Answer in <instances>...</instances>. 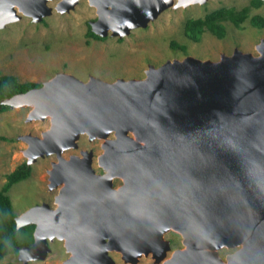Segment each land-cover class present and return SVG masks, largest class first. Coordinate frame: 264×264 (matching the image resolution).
Returning a JSON list of instances; mask_svg holds the SVG:
<instances>
[{
  "label": "water",
  "instance_id": "95a60500",
  "mask_svg": "<svg viewBox=\"0 0 264 264\" xmlns=\"http://www.w3.org/2000/svg\"><path fill=\"white\" fill-rule=\"evenodd\" d=\"M204 1L88 0L97 13L89 25L99 35L123 36L169 6ZM47 2L0 0V27L20 17L15 5L38 20L51 13ZM256 49L236 47L217 60L166 59L148 64L142 78L57 72L2 98L31 105L26 120L49 118L40 135L20 137L28 164L55 154L49 187L63 182L55 207L35 203L15 215L17 227L34 223L33 242L17 252L22 264L43 259L54 236L69 252L63 264H115L110 250L133 263L150 253L160 264H264V37ZM82 133L103 138V175L91 165L92 150L62 155ZM113 176L123 179L117 188ZM170 228L184 246L166 257ZM222 246L236 248L224 259Z\"/></svg>",
  "mask_w": 264,
  "mask_h": 264
},
{
  "label": "rangeland",
  "instance_id": "374dc122",
  "mask_svg": "<svg viewBox=\"0 0 264 264\" xmlns=\"http://www.w3.org/2000/svg\"><path fill=\"white\" fill-rule=\"evenodd\" d=\"M59 0H48L51 13L35 20L21 12L16 20L7 22L0 27V70L11 73L20 81L43 82L57 72L71 73L82 80L90 76L113 81L116 78H142L148 64L158 66L166 59L183 58L192 55L200 59L217 60L221 53L231 54L234 48L258 54L256 44L264 37V25L254 26L249 18L253 14L264 16V0L255 5V0H205L185 6H169L162 10L145 26H136L123 36L111 35L104 38H93L86 35L90 20L97 17L96 8L88 0H78L68 10H57L55 5ZM248 16L240 26L230 20H225L226 33L217 37L209 30L202 32L199 40L190 39L184 31V21L188 17L203 16L208 11L219 6H233L240 9L251 4ZM186 44V50L173 49L170 40ZM31 105H9L0 111V135L9 139H0V187L5 181V175L22 161L27 162L25 149L27 142L20 137L24 133L40 135L49 126V118L26 120ZM103 138L88 139L85 133L80 134L77 147H68L62 155L80 154V150H92L91 165L95 172L105 169L98 162L102 153ZM55 154L38 156L30 163V174L11 185L7 193L10 196L16 215L21 214L35 203L47 202L54 207L57 202L54 195L57 186L49 188V173ZM122 177L114 178V184L119 185ZM164 238L170 241L171 249L166 257L177 247H183L182 236L170 228L164 233ZM50 250L43 259H32L31 264H63L69 252L64 247L63 239L48 242ZM236 247L222 246L219 255L225 256ZM109 254L115 264H160L155 262L150 253H142L133 263L126 261L120 251L110 250ZM11 260L22 264L17 254L9 253L0 259V264Z\"/></svg>",
  "mask_w": 264,
  "mask_h": 264
},
{
  "label": "trees",
  "instance_id": "16d2710c",
  "mask_svg": "<svg viewBox=\"0 0 264 264\" xmlns=\"http://www.w3.org/2000/svg\"><path fill=\"white\" fill-rule=\"evenodd\" d=\"M261 2L262 0H255L254 4L259 5ZM251 5L252 3L240 9L222 5L208 11L203 16L188 17L184 21V31L194 41L199 40L202 32L205 30H209L217 37H223L226 33L224 21L230 20L236 26H240L241 22L247 18ZM249 20L254 26L261 27L264 25V16L261 14H253ZM86 35L93 38H104L103 35L95 33L90 25H88ZM169 44L171 48L183 51L187 47L185 43L178 42L175 39H171ZM40 85L41 82L38 81H20L16 75L3 73L0 70V111L6 110L9 107V104L1 102L2 98ZM0 139H9V137L0 135ZM30 171V164L22 161L14 169L6 173L5 181L0 187V259L9 253L17 254L20 247L28 246L33 242L34 223L16 226V213L13 210L10 196L7 193L13 183L26 178L30 174ZM4 264L16 263L8 260Z\"/></svg>",
  "mask_w": 264,
  "mask_h": 264
},
{
  "label": "flooded vegetation",
  "instance_id": "af4514ba",
  "mask_svg": "<svg viewBox=\"0 0 264 264\" xmlns=\"http://www.w3.org/2000/svg\"><path fill=\"white\" fill-rule=\"evenodd\" d=\"M96 174H99V175H103L104 173H105V171H103V172H95ZM115 177H117V176H113L112 178H111V187H113V188H117V187H119L121 184H122V182H123V180H122V182L119 184V185H115L114 184V178ZM98 180V179H97ZM85 182H92V180L91 179H88L87 181L85 180ZM62 185V184H61ZM50 188V187H49ZM60 188V187H59ZM59 188H58V190H57V193H58V191H59ZM57 193L54 195V200H55V198H56V195H57ZM56 202V201H55ZM47 203V202H46ZM57 205V204H56ZM55 205V206H56ZM50 206V205H49ZM54 206V207H55ZM50 207H52V206H50ZM59 239V238H57L56 236H54V238L53 239H51V240H48V242L49 241H52V240H54V239ZM64 247H65V245H64ZM66 249V248H65Z\"/></svg>",
  "mask_w": 264,
  "mask_h": 264
},
{
  "label": "bare ground",
  "instance_id": "6f19581e",
  "mask_svg": "<svg viewBox=\"0 0 264 264\" xmlns=\"http://www.w3.org/2000/svg\"><path fill=\"white\" fill-rule=\"evenodd\" d=\"M47 4H48V3H47ZM15 7L17 8V11H18V12H21V10L18 9V6H17V5H15ZM21 13H22V12H21ZM15 20H16V19H15ZM11 21H13V20H11ZM15 106H16V105H15ZM62 184H63V182H62ZM25 218H26V216H24V215H23V216H20V220H23V219H25ZM117 251H118V250H117Z\"/></svg>",
  "mask_w": 264,
  "mask_h": 264
}]
</instances>
